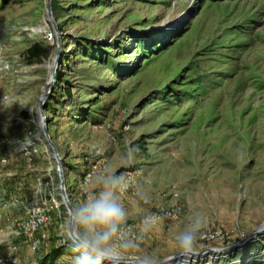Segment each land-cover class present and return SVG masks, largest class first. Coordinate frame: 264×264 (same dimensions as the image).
I'll return each mask as SVG.
<instances>
[{"label": "rangeland", "instance_id": "obj_1", "mask_svg": "<svg viewBox=\"0 0 264 264\" xmlns=\"http://www.w3.org/2000/svg\"><path fill=\"white\" fill-rule=\"evenodd\" d=\"M50 3L51 16L49 0H0V204L9 211L0 213V236L33 209L50 218L36 252L29 237L10 236L18 264L71 244L58 163L40 127L43 95L73 208L94 188V177L80 187L91 166L128 175L122 199L137 208L129 224L144 239L129 255L245 264L250 249L264 250V232L259 241L254 235L264 225V0ZM35 43L49 59L29 62ZM128 146L139 149L131 163L122 159ZM172 209L175 222L142 230L144 216ZM196 214L206 218L205 232L223 237L201 240L189 258L173 232ZM221 248L228 251L217 258Z\"/></svg>", "mask_w": 264, "mask_h": 264}, {"label": "clouds", "instance_id": "obj_2", "mask_svg": "<svg viewBox=\"0 0 264 264\" xmlns=\"http://www.w3.org/2000/svg\"><path fill=\"white\" fill-rule=\"evenodd\" d=\"M138 150V147H126L122 159L131 163ZM89 179H93L94 188L87 191L85 199L73 210L72 264H124L126 259H131L133 264H160L154 254L129 255L139 244L129 224V209L122 199L131 186L126 172L105 169L99 174L91 173ZM137 195L145 203L151 200L146 192L138 191ZM171 218L174 222L178 219L175 215ZM160 221L159 215H148L142 221V230L151 231ZM206 224V218L196 214L173 232L176 247L182 255L190 258L200 253ZM227 251L221 248L215 256H223Z\"/></svg>", "mask_w": 264, "mask_h": 264}, {"label": "built area", "instance_id": "obj_3", "mask_svg": "<svg viewBox=\"0 0 264 264\" xmlns=\"http://www.w3.org/2000/svg\"><path fill=\"white\" fill-rule=\"evenodd\" d=\"M47 39L48 40L53 39V34H51V33L47 34ZM97 170H98V165H94V166H91L88 169V171L84 174L82 181L80 183V187L82 190L91 183L92 179H89L90 174L91 173L96 174ZM131 188H132V184H131L129 190L127 191V193L130 192ZM151 214H157L161 217V221L159 223H161L164 219L172 220L171 217L173 215H175L179 218V213L174 209L168 210L164 213L158 212V213H150L148 215H151ZM148 215H146V216H148ZM146 216H144L142 218L141 223ZM49 219L50 218H49V216H47V213L45 211H42L41 209H33L29 212L28 219L25 222H21V223H18L16 225L18 230L15 232V235H18V236L24 235V236L29 237L31 239L30 240V249L33 252H36L40 248L42 238L45 237L42 234L39 235L40 231L45 226H47V224L50 221ZM130 226L132 228L133 235L137 240V243L143 244L144 239L142 238V235L136 230V227L134 225L130 224ZM261 236L264 237V233ZM261 236H258V238H256V241H259ZM222 237H223V235H222V232H220V231L205 232V237L202 241L205 243H212V242H215ZM61 246L72 251L71 244L67 240L62 241ZM8 248L10 251L9 254L4 256V257L0 256V264H18L19 258H18L17 252H16L17 248L14 245H10ZM237 261H238V264H241L240 263L241 258L233 260L232 262H228L227 259H225V260L217 262L216 264H237ZM244 261H245V259H244ZM124 264H127V263H124ZM192 264H194V263H192ZM245 264H264V250L250 249L248 252V258L245 261Z\"/></svg>", "mask_w": 264, "mask_h": 264}, {"label": "water", "instance_id": "obj_4", "mask_svg": "<svg viewBox=\"0 0 264 264\" xmlns=\"http://www.w3.org/2000/svg\"><path fill=\"white\" fill-rule=\"evenodd\" d=\"M51 0H49V4H48V9H47V13L49 16H51ZM58 58L55 59V69L57 68L58 66ZM55 73V72H54ZM47 97V95H43L42 98H41V103H40V127L42 129V135L45 137V139L47 140L51 150H52V154H53V158L55 159V161L58 163V168H57V172H58V176H59V189H60V194H61V197H62V200H63V205L65 206V208L67 209V212H68V215H69V221H68V234H69V237L71 236V228H72V223H73V206L69 200V197H68V194H67V187H66V179H65V176H64V171L62 170V166H61V163H60V154H59V151L57 149V147L55 146L54 142H53V139L49 133V130L46 126V122H45V117L43 116V112H42V106H43V102H44V99ZM264 232V228L259 231L257 230L254 235L258 236L260 234H262ZM168 261H165L163 262L162 264H167ZM124 263H127V264H133V262L131 261V259H126L124 261Z\"/></svg>", "mask_w": 264, "mask_h": 264}, {"label": "crops", "instance_id": "obj_5", "mask_svg": "<svg viewBox=\"0 0 264 264\" xmlns=\"http://www.w3.org/2000/svg\"><path fill=\"white\" fill-rule=\"evenodd\" d=\"M81 203V202H80ZM80 203H78V204H80ZM77 204V205H78ZM5 208H7V207H5ZM4 207H3V205H1L0 204V213L2 212V213H7V212H9V211H7L6 209H5ZM128 209H129V213H130V218H129V220H131L132 218H134L135 217V215H137L136 213H137V208L135 207H128ZM142 212V211H141ZM139 213V212H138ZM8 214H6V216H7ZM0 218H1V214H0ZM0 227H1V224H0ZM6 229H11V226H9L8 228H6ZM0 230H2L1 228H0ZM11 235H15V232H13V231H11V232H9L6 236H0V256L1 255H8L9 254V246L10 245H13V241L10 239V236ZM11 237H13V236H11ZM67 251V250H66ZM16 252H17V255H18V257H19V250L17 249L16 250ZM72 258H73V255L72 254H68V253H62L57 259H56V262H55V264H72Z\"/></svg>", "mask_w": 264, "mask_h": 264}, {"label": "trees", "instance_id": "obj_6", "mask_svg": "<svg viewBox=\"0 0 264 264\" xmlns=\"http://www.w3.org/2000/svg\"><path fill=\"white\" fill-rule=\"evenodd\" d=\"M26 54L27 59L31 63L43 62L50 57L49 49H47L40 43L33 44L30 48H28ZM61 249H63V247L53 250L52 252L47 254L38 264H55L56 259L62 254Z\"/></svg>", "mask_w": 264, "mask_h": 264}, {"label": "bare ground", "instance_id": "obj_7", "mask_svg": "<svg viewBox=\"0 0 264 264\" xmlns=\"http://www.w3.org/2000/svg\"><path fill=\"white\" fill-rule=\"evenodd\" d=\"M264 228V225L262 227H260L258 230L261 231Z\"/></svg>", "mask_w": 264, "mask_h": 264}]
</instances>
